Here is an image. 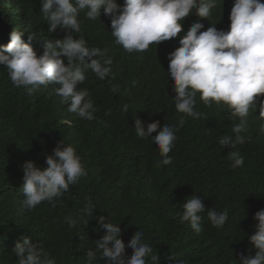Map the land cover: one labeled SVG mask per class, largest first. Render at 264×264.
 Returning <instances> with one entry per match:
<instances>
[{
  "label": "trees",
  "instance_id": "obj_1",
  "mask_svg": "<svg viewBox=\"0 0 264 264\" xmlns=\"http://www.w3.org/2000/svg\"><path fill=\"white\" fill-rule=\"evenodd\" d=\"M234 2L216 0L207 18L195 16L193 10L183 21L180 38L197 21L204 25L201 31L212 26L228 31ZM116 3L123 6L124 0ZM85 12L79 13L81 33L60 28L51 33L41 13V0H0V46L10 42L13 29L25 32V43H29L28 35L36 33L30 46L40 56L45 50L43 40L83 35L88 47H98L103 53L93 59H113L108 77L100 80L89 69L83 84L77 86L87 89L94 102L92 121L68 111L69 105L54 91L60 85L41 86L28 95L14 86L7 69L0 65V264H17L13 249L22 237L39 242L57 264H86L87 251H95V242L106 234L99 227L101 216L119 225L126 259L132 255L127 245L139 230L158 255L159 264H240L241 255H254L249 237L258 222L253 217L264 208V132L257 118L259 108L250 110L248 131L242 133L246 140L237 149L219 144L220 137L231 135L233 125L239 123V118L224 111L228 108L223 104L206 106L198 95L195 110L204 117H189L180 127L167 58L180 46L179 40L172 38L150 45L144 52L128 53L115 44L111 18L103 9L95 21L87 20ZM64 62L67 65L66 59ZM86 62L90 63L87 58ZM133 80L137 81L135 87ZM113 85L120 91L113 93ZM124 104L129 106L127 113L122 111ZM136 119L145 128L156 121L161 127L177 126V140L168 154L171 164L157 166L162 160L159 150L151 138L136 136ZM61 141L75 148L88 175L56 198L55 206L45 201L28 210L21 190L23 165L31 161L46 168V156ZM231 150H239L243 166L231 167ZM192 195L199 196L205 206L199 233L188 222L179 221L183 205ZM89 198L95 210L93 216L85 217L88 225L69 227L65 217L77 218ZM225 208L229 211L226 224L213 227L207 212ZM99 256L97 253L95 264H107V258Z\"/></svg>",
  "mask_w": 264,
  "mask_h": 264
},
{
  "label": "clouds",
  "instance_id": "obj_2",
  "mask_svg": "<svg viewBox=\"0 0 264 264\" xmlns=\"http://www.w3.org/2000/svg\"><path fill=\"white\" fill-rule=\"evenodd\" d=\"M216 7V0H124L119 6L116 0H41V13L48 21V31L54 33L58 28L65 31L81 33L79 13L86 10L85 18L95 21L103 14L111 18V35L115 44L128 52H144L150 45H158L172 38L179 40V47L168 55L170 61L168 75L173 81L175 93L174 106L181 114L179 126L183 127L187 118L194 120L204 117V113L195 110L197 96L206 106L212 103L223 104L225 112L239 123L232 127L231 135H223L219 139L221 147L237 149V145L245 143L242 133L248 131V116L259 108L262 121L260 131L264 132V0H235L231 8L228 31L217 30L215 26L201 31L204 25L199 21L193 23L186 35L180 38L185 18L195 10V16L207 18ZM25 32L12 30L10 42L0 46V65L5 66L8 76L15 87L23 88L28 95L38 92L41 86L58 84L55 94L68 104V111L76 113L88 121L95 119L94 102L87 89L78 88L86 79V70L104 80L112 72L113 59H93L103 53L98 47H88L83 37L74 39L71 34L63 40H43L45 50L37 56L31 41L36 33L28 35L29 43H25ZM59 49V50H58ZM6 53V54H5ZM86 58L90 63L86 62ZM142 58V57H140ZM64 59L67 60L65 65ZM137 81H132L135 87ZM113 93L120 91L118 85L110 89ZM127 91V90H126ZM122 111H129L128 104ZM135 134L138 138L149 139L158 148L162 160L157 166L172 163L171 152L177 140V126L159 122L147 124L135 120ZM153 133H157L153 137ZM228 159L233 169L243 166L244 157L239 150L228 152ZM47 167L41 169L34 162L23 165L24 194L23 206L34 209L42 202L54 204V200L75 185L81 177L88 175L81 158L71 145L61 141L53 154L46 156ZM95 206L89 198L80 209L77 218L69 215L65 222L69 227L78 224L88 225L85 219L93 216ZM205 206L199 196L192 195L186 199L180 223L188 222L190 227L199 233L202 229L201 213ZM207 218L215 228H222L229 218V211L215 209L207 212ZM258 223L254 234L249 237L255 254L240 257V264H264V208L258 210L254 217ZM99 227L106 234L95 242V251L88 250L86 264H95L99 258H107V264H159V257L153 254V248L143 240L144 232L137 231L127 247L132 250L130 258H125V244L121 240L119 225L108 223L105 217L98 218ZM17 241L13 253L18 257L17 264H57V261L43 246L28 237ZM174 262V257L169 256Z\"/></svg>",
  "mask_w": 264,
  "mask_h": 264
}]
</instances>
